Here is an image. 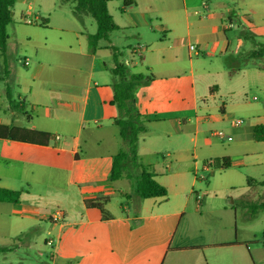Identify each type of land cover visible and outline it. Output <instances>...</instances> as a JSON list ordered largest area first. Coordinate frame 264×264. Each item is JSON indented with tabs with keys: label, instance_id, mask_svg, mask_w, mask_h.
<instances>
[{
	"label": "crops",
	"instance_id": "obj_1",
	"mask_svg": "<svg viewBox=\"0 0 264 264\" xmlns=\"http://www.w3.org/2000/svg\"><path fill=\"white\" fill-rule=\"evenodd\" d=\"M130 1L128 6L121 1L122 7L114 0L107 2L118 30L89 53L86 38L95 32L88 27L89 15L75 16L62 0H16L19 7L12 9V22L33 28L24 39L34 65L28 83L19 85L35 114L25 113L29 126L1 120L0 125L40 131L49 138L46 145L0 142L38 157L54 151L55 161H65L67 170L65 188L54 199L20 194L17 203L0 202V209H7L9 227L7 236L0 233V246L31 248L40 240L50 247L48 261L34 264H264V226L258 231L254 225L264 210L250 217L244 203L252 201L241 195L243 210L238 215L236 204L229 201L231 186L218 181L231 171L264 173V141H255L251 132L264 121L249 123V131L233 147L213 136L225 123L236 127L232 109L264 113V100L248 96L247 82L237 87L235 75L243 70L235 66L244 42L255 46L264 37V0H249V16L240 12L244 0ZM235 27L239 31L231 39ZM244 31L252 38L245 39ZM122 44L128 49L125 55ZM110 47L130 73L152 75L150 82L134 90L135 106L146 119L144 132L154 126L165 154L146 165L137 159L165 187V197L141 199L125 176L108 180L116 154L117 115L110 104ZM184 50L187 60L182 58ZM193 55L203 57L193 60ZM8 91L6 86L0 96ZM19 106L25 107L24 101ZM54 134L67 142L54 140ZM140 152L138 145L137 157ZM222 158L228 168L203 167L207 159ZM241 176L246 188L254 187L247 183L253 175ZM195 194L202 197L199 203ZM116 196L121 199L113 211L110 204ZM93 199H105L109 218L85 207L84 201ZM56 210L63 218L52 223L49 217ZM29 231L34 235H26ZM36 232L42 234L36 237ZM48 238L51 245L46 244Z\"/></svg>",
	"mask_w": 264,
	"mask_h": 264
},
{
	"label": "rangeland",
	"instance_id": "obj_2",
	"mask_svg": "<svg viewBox=\"0 0 264 264\" xmlns=\"http://www.w3.org/2000/svg\"><path fill=\"white\" fill-rule=\"evenodd\" d=\"M116 4L122 3L120 0H114ZM70 8L71 3L67 4ZM249 0H244L240 12H246L249 16L248 8L250 7ZM18 5H14L13 10L16 12ZM88 27L91 32L95 31V22L93 18L86 19ZM247 26L246 24H243ZM32 26L28 23L18 24V22H11L6 27V35L8 37V45L5 54L0 53V92L9 86L8 95L5 93L1 94V100H3L2 106L0 105V120L1 122L11 125H21L29 126L26 114L34 117V112L30 110V104L33 102L30 100L27 93H24L20 89L19 84H27L30 79V72L33 68L34 62L30 57V50L26 44L25 37L26 33L30 31ZM249 28V26H247ZM38 30L37 28H34ZM239 28L235 27L232 32L229 33L231 39H235V35L238 34ZM51 33H54L51 31ZM258 45L253 46L251 42L245 41L244 46L241 48L239 56H237L238 64L235 68H242V71L236 72V85L239 87L241 83H246L250 85V90L248 91V96L259 97V99L264 100V54L261 57L251 58L249 55L253 50L259 48L264 49V37L258 40ZM121 55H125L128 52L127 47L122 44L120 45ZM182 58L188 59L186 50L181 52ZM48 57V56H47ZM202 55L197 58L191 56L193 60L202 59ZM28 60V66H24V60ZM121 59V56L120 58ZM122 60V59H121ZM123 62V61H121ZM125 62V61H124ZM201 62V61H200ZM206 65V63H204ZM132 71V69H130ZM3 79L5 81L3 82ZM24 101L25 107L23 110L20 109L19 104ZM41 106V105H39ZM36 107V106H35ZM233 121L241 120L242 123L236 127L230 126V123H225V128L215 129L216 131H222L226 136L231 137V141L226 140L221 141L217 137L214 139L221 141L224 146H234L235 142L241 140L244 132H248L249 123H257L264 121V113L253 112L251 109L236 108L232 109ZM26 113V114H25ZM10 120H13L10 121ZM12 122V123H11ZM146 126L147 122L145 123ZM114 134L116 136V149L115 152L120 150H127L126 144L118 136V128L115 126L113 128ZM138 145L141 147L140 155L138 159L142 161L143 165L148 162H152L155 158H160L161 154H165L162 149H160L161 144L156 139V129L154 126L149 125L146 128V132L139 134ZM56 154L54 151L46 152L42 157H38L36 153L30 150L19 149L13 144H6V142H0V185L8 184L13 186L15 190L19 191L22 196H34L39 199L52 198L57 194V191L65 188L66 183V163L65 161L56 162ZM214 160V159H212ZM215 161V160H214ZM212 167H218L216 165ZM148 168V167H147ZM252 176L255 181H264V173L262 171L256 170L252 172L248 170H237L226 172L218 181L221 184H227L231 186L233 193L229 196V201L232 200L236 206L238 215L241 214L243 206L240 205V196H247L250 201H262L264 200V186L254 185L252 188H246V182L244 183L241 174ZM201 173H197L200 176ZM252 178V179H253ZM198 179V177H197ZM198 181H202L199 180ZM2 187V186H0ZM196 191H200L198 186L195 187ZM200 195V194H199ZM121 198L116 196L112 199L110 208L116 211L118 208V201ZM258 220L254 222L257 225V230L264 226V214ZM7 209H0V233L7 236V231L9 227L5 224L7 222ZM6 220V221H5ZM5 221V222H4ZM20 223H25L22 221ZM41 233L35 234L36 237L41 235ZM26 235H34L33 231H29ZM260 238L263 239L262 233H260ZM10 243V241H6ZM260 244L263 243L260 241ZM17 249H11V253L5 255V257L0 256V264H34L36 262L48 261L47 255L50 250L49 246L43 244L40 240L37 245L31 246H18Z\"/></svg>",
	"mask_w": 264,
	"mask_h": 264
},
{
	"label": "trees",
	"instance_id": "obj_3",
	"mask_svg": "<svg viewBox=\"0 0 264 264\" xmlns=\"http://www.w3.org/2000/svg\"><path fill=\"white\" fill-rule=\"evenodd\" d=\"M111 0H62L63 3H71L70 10L75 16L89 15L95 22V32L87 35V48L89 53H94L98 48L99 41L109 42V34L118 28L112 22L111 16L107 10V2ZM124 6L130 4V0H121ZM16 0H0V53L5 54L8 37L6 27L12 22V9ZM245 39L252 38V35L244 31ZM112 51V60L114 67L110 69L112 89V99L110 104L115 107L117 115L113 121L118 128L120 139L126 144L127 150H120L112 157V165L108 180L113 182L125 176L132 184L133 192L141 199L152 197H165L167 191L164 186L157 183L153 174L138 162L137 149L139 134L145 131L146 119L140 115L135 106L134 90L151 81L152 75L146 73H130L126 65L120 63L117 59L116 49L110 47ZM264 49L259 48L250 53L251 58L261 57ZM8 95V94H7ZM23 110L22 106H19ZM24 111V110H23ZM27 116V115H26ZM252 137L255 141H264V123H258L251 128ZM0 138L9 139L23 143L46 145L48 143V134L26 129L22 127H7L0 125ZM215 165L218 166V159ZM222 161L221 168L229 167L226 158ZM132 173H135L132 175ZM249 185L264 186V181L257 182L253 179H247ZM20 192L0 187L1 203H17ZM105 199L85 200L84 205L87 209H96L103 218H109L103 208ZM244 206L250 217L258 211L264 210V200L245 202ZM12 247L0 246V255L10 252Z\"/></svg>",
	"mask_w": 264,
	"mask_h": 264
},
{
	"label": "built area",
	"instance_id": "obj_4",
	"mask_svg": "<svg viewBox=\"0 0 264 264\" xmlns=\"http://www.w3.org/2000/svg\"><path fill=\"white\" fill-rule=\"evenodd\" d=\"M229 26H230V24H228ZM189 50L190 51H194L195 50V47L193 46V45H190L189 47ZM23 65L24 66H27L28 65V61L27 60H24V62H23ZM242 123V121L241 120H234V121H232V125L233 126H237V125H240ZM213 136L214 137H217L218 139H220L221 141H223V140H226L227 142H230L231 141V137L230 136H226L222 131H214L213 132ZM53 139L54 140H58V141H62L63 143H66L67 142V140L66 139H64L61 135H58V134H54L53 135ZM215 165V161L214 160H212V159H207L206 161H204V163H203V167L204 168H210V167H212V166H214ZM218 166H222V161H218ZM201 195H199V194H195V199H196V202L197 203H199L200 202V200H201ZM63 217H62V213H61V211H59V210H56V211H54L51 215H50V217H49V219H50V221L52 222V223H56V222H58V221H61V219H62ZM46 244L47 245H51L52 244V240L50 239V238H48L47 240H46Z\"/></svg>",
	"mask_w": 264,
	"mask_h": 264
},
{
	"label": "water",
	"instance_id": "obj_5",
	"mask_svg": "<svg viewBox=\"0 0 264 264\" xmlns=\"http://www.w3.org/2000/svg\"><path fill=\"white\" fill-rule=\"evenodd\" d=\"M11 15H12V13H11Z\"/></svg>",
	"mask_w": 264,
	"mask_h": 264
}]
</instances>
